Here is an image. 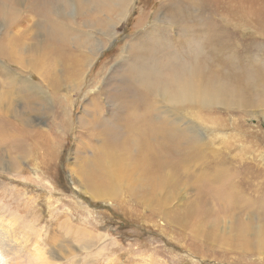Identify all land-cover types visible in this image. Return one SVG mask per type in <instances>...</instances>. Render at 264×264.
<instances>
[{
    "label": "rangeland",
    "instance_id": "obj_1",
    "mask_svg": "<svg viewBox=\"0 0 264 264\" xmlns=\"http://www.w3.org/2000/svg\"><path fill=\"white\" fill-rule=\"evenodd\" d=\"M0 1L23 21L0 13V264H264V0H202L201 14L194 0H133L111 37L91 24L95 13L71 9L65 49L44 36L45 0ZM89 29L93 59L81 78L66 52L76 55L74 36ZM200 54L231 93L166 107L154 75ZM129 87L156 96L153 125L181 127L173 151L185 166L148 164L127 140L115 170L102 157L113 97Z\"/></svg>",
    "mask_w": 264,
    "mask_h": 264
},
{
    "label": "bare ground",
    "instance_id": "obj_2",
    "mask_svg": "<svg viewBox=\"0 0 264 264\" xmlns=\"http://www.w3.org/2000/svg\"><path fill=\"white\" fill-rule=\"evenodd\" d=\"M24 1L25 0H20L19 5L22 4ZM26 1H25V3L27 4ZM132 1L133 0H48V2H47L45 0L44 3L41 2L42 3L41 7L43 6V8H42L43 10H41L39 7V9L37 8L38 9L37 13H38V15H41L43 18L44 23H43L42 31L44 32V36H45L46 40L49 42V46L52 43L54 46L61 45V47H63V49H65L64 46H66L68 44V42L70 41L71 32H73V29H74V27H72L68 23L69 20H73L74 18L71 16H68L67 18L65 17L67 15L66 14L67 11L70 12L72 9L73 15H75V14L77 15L78 13H81V14L86 13L88 15L91 13L92 14L95 13L94 19L91 20V24L93 25L94 23H96L99 27H102L103 28L102 33H104V29L108 25V28L105 31H109L108 37H111V35L113 33H115V31H116V26L119 25L118 22L119 21H121V22L125 21V19H126L125 15L129 10L128 7H130V5L132 4ZM165 1H171V0H165ZM178 2H179V0H178ZM2 3L5 4V2H2ZM160 3L164 4V0H162ZM201 3H202V0H194L191 3V6L196 9L197 13H200V14H201V11L203 9V6ZM34 5H36V3H34ZM4 7H5V5H4ZM4 7H2V9ZM143 8L141 6V8L139 9V11L141 13L139 12V14L137 16L138 20L140 19L141 21H142L141 18L144 17ZM2 9L0 7V13L1 14H2ZM3 10L6 11L4 19L9 18L11 21L14 22L15 21L14 18H17L18 21H21V17L18 16V14L16 13L18 11L15 8H12V10H10V11L7 8H5ZM19 11H21V10H19ZM183 14H185V13H183ZM200 14L192 21H189V18L187 15L186 16L183 15L184 16L183 19H185L186 21H189V22H193V23H195V21L197 20V23H199L201 21ZM2 17H3V14H2ZM173 17H175V16H173ZM175 19H176V17H175ZM175 19L174 20L172 19V21L175 22L176 21ZM183 19L180 21H183ZM177 21H178V19H177ZM21 22H23V21H21ZM88 23H86V25ZM183 23H184V21H183ZM88 26H90V25H88ZM193 26H195V25H193ZM209 29H212L213 31L215 30L214 27H209ZM187 30L188 29H186L185 32ZM190 30L192 33H196V35H197L198 32H196L197 30L195 28L193 29V27H191ZM76 32H77V30H76ZM79 32L80 31H78V34H79ZM216 33L218 34V32H216ZM92 34H93V30H90V29L88 31H82L81 35L79 34L80 39L78 41H77V37L74 36V40L76 41V46L78 47L77 48V50H78L77 54L73 55V51L71 53H69L68 50H67L68 52H66V53H68V54H66L67 58L72 62V64L75 67H77L76 73H77V75L81 76V78H83V75L86 72V67L90 66V63L93 59V53L92 52L89 55L84 51L85 50L84 48H86L88 50V53H89L91 50L90 48H92V39L91 38L95 37V35H92ZM188 38H190V37H185L184 41L186 40L187 42H189L190 40ZM191 39H192V37H191ZM196 40H197V38L196 39L194 38L195 42H196ZM184 41H183V43H184ZM220 41H222V40H219V42ZM160 43H158L157 46H159V44L162 46V42H160ZM190 43L195 44L194 42L193 43L189 42V44ZM37 45H38V43H37ZM44 45H45V43H44ZM67 46H69V45H67ZM76 46H75V48H76ZM161 46H160V48H161ZM195 46L197 47L198 43L195 44ZM171 47H173V46H171ZM171 47H169V48H171ZM198 47H199L200 52L203 50V48L205 49V47L203 45H201V46L199 45ZM99 48L100 47H98L97 49H99ZM222 48H223V46H222ZM97 49H96V51H97ZM165 50H167V49H165ZM165 50L162 49V51H165ZM159 53H163V52H159ZM198 59L203 62V60H202L203 57L200 54L198 57L195 58V63L191 67H187L185 65L176 66L174 63L171 64L170 62H167V66L163 72H161V73L156 72L157 74L154 76H155V83L157 84V93L160 95L161 102L166 107H168L169 103H171L172 101H174L176 104H182V103H190V104H198V105H204L205 104V106H206V104H212V103L217 104L220 101V96H228L231 93L232 89L229 86L230 82L227 80H222V78L220 79L218 77L219 72H218V74H214L213 72L207 73L206 69L202 68V66L200 65V62ZM58 60H60V58H58ZM251 74H249V75H251ZM80 81L82 83V80H80ZM125 82H126V80H125ZM135 88L136 87H134V88L129 87V88H127V90H124L123 91L124 97L122 98L121 102H119L118 100L115 99V97H113V100L117 102V104L114 108V111L112 112V114H113L112 115L113 126L104 130V133L109 132V134L105 133L104 142H105L106 146L102 145L103 147H101V149H100L102 157L109 158L110 159L109 166L112 167V165H113L112 168H113V170H115L116 167H115L114 163H117L116 160L120 159L121 151H127L125 149L128 147L125 144L127 143V141H129V142L134 143L133 146L136 150V152L134 154L136 156L143 158V156L138 151V149L139 148L144 149L143 150V155L145 156L144 159H145V161H148L147 162L148 164H152V161H154V162L160 163V165L162 167L167 168V165L171 164V162L174 158L176 159L174 161H177L181 165L184 162L188 163L187 159H184L182 154L173 151V145L178 144L184 140L185 133L183 131L176 132L181 127L180 126H173L172 128H166V126H165L166 125V118H164V117L162 118V120H163L165 125H158L155 122V124H154L155 126H154L153 120L150 118L149 112H150L151 104L155 103L157 101V98H156V96H154L152 94L151 91H146V92L141 91V90L138 91V90H135ZM236 98H238V97H236ZM228 101H230L229 98H227L226 100L221 99V104L226 105V104H228ZM148 110H149V112H148ZM246 112H247V110H246ZM122 141H124V143H122ZM130 154H133V153L130 151ZM135 155H132V156L135 157V160H136ZM99 158H101V157H99ZM135 160H134V162H136ZM185 163H184V166L186 165ZM227 167L228 166H226V168ZM220 168H221V170H220ZM220 168H219L220 171L225 170V167H223V166L222 167L220 166ZM95 171L97 172V170H95ZM231 173H234V171H231ZM131 174L132 175L135 174V168L131 171ZM93 177L97 178L98 175L95 173ZM172 177H174V176H172ZM222 183H225V179L222 180ZM90 184L95 189V191L91 194L93 197L100 199V198L105 196V195H103L101 188H100V186H102L101 183H95L93 181H90ZM150 185H153V184H150ZM150 187H152V186H150ZM227 188H228V186H227ZM227 188L224 190H227ZM259 192H261V191L259 190ZM231 193L233 194L234 192L231 191ZM261 194H264L263 190H262ZM4 228H5V226H4ZM2 233H4V232H2ZM7 234H9V233H7ZM1 235H0V237H1ZM2 238H1V241H2ZM262 244H263V242H262ZM13 252H14V249H13V251H11V253H13Z\"/></svg>",
    "mask_w": 264,
    "mask_h": 264
}]
</instances>
